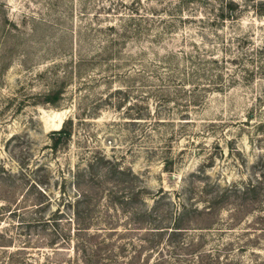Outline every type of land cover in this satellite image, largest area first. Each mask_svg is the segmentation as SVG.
Listing matches in <instances>:
<instances>
[{
    "label": "rangeland",
    "instance_id": "1",
    "mask_svg": "<svg viewBox=\"0 0 264 264\" xmlns=\"http://www.w3.org/2000/svg\"><path fill=\"white\" fill-rule=\"evenodd\" d=\"M224 3L0 0V165L24 173L0 187V201L33 198L35 180L50 210L65 209L79 192L95 198L87 177L105 174L104 187L141 184L147 204L162 190L157 206L172 198L174 208L191 180L254 177L264 168V0H232L220 17ZM131 12L151 31L117 54L102 34L85 37L86 25ZM64 122L70 136L54 147L50 132Z\"/></svg>",
    "mask_w": 264,
    "mask_h": 264
},
{
    "label": "trees",
    "instance_id": "2",
    "mask_svg": "<svg viewBox=\"0 0 264 264\" xmlns=\"http://www.w3.org/2000/svg\"><path fill=\"white\" fill-rule=\"evenodd\" d=\"M221 1L220 17L231 15L232 0ZM126 15L119 24L86 25L85 37L102 34L103 49L117 54L110 50L151 31L138 12ZM162 33L156 30L153 35L161 38ZM195 57L189 56L197 63L206 60ZM68 136L65 122L50 132L54 147ZM114 172L137 180L133 173ZM21 174L23 170L14 173L0 165V187ZM104 180L105 174L89 175L95 198L79 192L66 199V210H50L51 197L35 180L29 185L35 189L31 199L9 190V198L0 201V264H264V168L246 182L228 186L191 180L190 196L174 208L172 198L166 207L157 206L162 190L147 204L141 184L133 182L127 193L125 186L104 187ZM196 197L201 198L194 202Z\"/></svg>",
    "mask_w": 264,
    "mask_h": 264
}]
</instances>
